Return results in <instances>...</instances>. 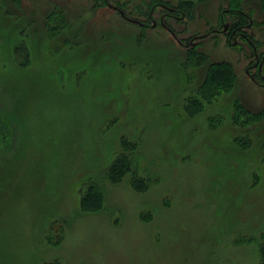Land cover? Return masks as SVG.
<instances>
[{
  "label": "rangeland",
  "instance_id": "374dc122",
  "mask_svg": "<svg viewBox=\"0 0 264 264\" xmlns=\"http://www.w3.org/2000/svg\"><path fill=\"white\" fill-rule=\"evenodd\" d=\"M106 1L0 0V264H259L264 84L229 31L190 42L238 9L261 57L264 0Z\"/></svg>",
  "mask_w": 264,
  "mask_h": 264
},
{
  "label": "trees",
  "instance_id": "16d2710c",
  "mask_svg": "<svg viewBox=\"0 0 264 264\" xmlns=\"http://www.w3.org/2000/svg\"><path fill=\"white\" fill-rule=\"evenodd\" d=\"M104 2L106 3V0H104ZM174 12H175V9H174ZM229 13L242 16L243 17L242 19H244V21L242 19H240L241 20L239 22L240 24H248L249 23L248 22L249 15L247 13H245L247 15L241 14L240 12H238V10L231 9V8L229 10ZM236 25L237 24L234 23L232 28H234ZM195 56H196V54H195ZM195 58L196 57H193V59H195ZM195 61H196V63L199 62L198 60H195ZM233 72L234 71L232 70V66L230 67V65H225L224 63H218L216 70L210 72L211 73V74H209L210 77H208V75H207V79H209V80H215V79L219 80L218 84L213 82V84H216V87H217L216 93L219 92L218 90H220L221 92L223 91L222 86L225 85V83L228 85V83L230 84L233 81V79H234V73ZM212 78H214V79H212ZM204 83H206V82H204ZM204 83L201 84L198 88L199 91H201V92L205 88ZM210 84H211V82H210ZM207 93H209L210 95L212 93H214V88L212 87V84H211V86H208L207 89L204 91V94H207ZM212 100H213V98H212ZM212 100L210 101L208 99H204L203 101H200V103H198L197 108L196 107L194 109L192 108L193 114L198 112V110L202 109L205 105L210 104L212 102ZM242 113H243V111H242ZM244 113L248 116V118L249 117L254 118V117L262 116L261 112L250 113L249 111H245ZM125 141H126V139L121 141L122 142L121 147L124 149L127 148V144L129 143V142L126 143ZM125 153L126 152L124 151V152L115 154V156L113 157L114 159H113V161H112V163L108 169V171L110 173L114 174V172H115V174H122L125 170H128L129 166L132 164V160ZM121 167L124 168V169H122V171H120ZM80 207L82 210L87 209L84 207V199H83V202L80 201ZM259 264H264V243L260 246V262H259Z\"/></svg>",
  "mask_w": 264,
  "mask_h": 264
},
{
  "label": "flooded vegetation",
  "instance_id": "af4514ba",
  "mask_svg": "<svg viewBox=\"0 0 264 264\" xmlns=\"http://www.w3.org/2000/svg\"><path fill=\"white\" fill-rule=\"evenodd\" d=\"M106 4L108 5L107 1ZM161 8H163L166 12L161 16L160 20L162 23L163 18H168V17H173L174 16V9L172 11H170L169 9L166 8V5H160ZM169 8V7H168ZM115 10H118L116 7L113 8ZM230 8L226 9L224 11V13H229ZM238 10V9H236ZM152 11H154L152 9ZM238 12H240L241 14H245L243 11L238 10ZM247 15V14H245ZM224 18V14H221V19L222 22H224L223 19ZM237 24L234 28L230 29V25L223 23V28L221 30L219 29H212L211 31L202 34V35H198L193 37L192 42H190V44H192L193 42H196V40L202 39L207 37L209 34L213 33V32H219L221 34H224L225 32L229 31V37H230V41L232 40V44L235 45L239 40H244L246 41L252 48V52L254 55V63L250 64L249 66L246 67V74L249 76V78L254 81L257 82L256 78L259 77L262 80V84H264V74L262 72V66H263V62H264V54L260 57L257 51V47L255 46V44L253 42L250 41L249 36L245 33V30L248 29V27H250V23L248 24H240V23H235ZM225 26V29H224ZM171 32V31H170ZM172 33V32H171ZM173 34V33H172ZM250 69H253L252 72H250Z\"/></svg>",
  "mask_w": 264,
  "mask_h": 264
},
{
  "label": "water",
  "instance_id": "95a60500",
  "mask_svg": "<svg viewBox=\"0 0 264 264\" xmlns=\"http://www.w3.org/2000/svg\"><path fill=\"white\" fill-rule=\"evenodd\" d=\"M115 8V7H114ZM166 8L167 9H169L170 11H172L173 9L172 8H168L167 6H166ZM119 12L122 14L123 12L121 11V10H119ZM155 25V23H153V25L152 26H154ZM224 29H225V26H224Z\"/></svg>",
  "mask_w": 264,
  "mask_h": 264
}]
</instances>
